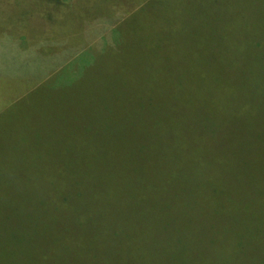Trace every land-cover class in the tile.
Listing matches in <instances>:
<instances>
[{
  "label": "rangeland",
  "instance_id": "374dc122",
  "mask_svg": "<svg viewBox=\"0 0 264 264\" xmlns=\"http://www.w3.org/2000/svg\"><path fill=\"white\" fill-rule=\"evenodd\" d=\"M120 1L124 12L101 18L90 15L85 23L87 0H71L68 10H81L80 17L72 20L60 10L40 14L50 0H0V75L8 74L7 87L17 89L1 90L12 98L10 105L0 109V264L109 263L92 249H103L95 244L96 231L89 227H62L60 218L51 217L46 206L43 209L47 196L41 190L48 188L50 171L62 169L72 159L80 160L83 152L99 155H84L93 160L90 171L106 167L113 177L112 171L121 170V164L113 158L120 144L95 140L82 146L87 135L73 134L74 126L85 124L90 110L73 101L77 85L55 90L48 78L42 82L38 79L55 64L49 56H59L61 60L56 63L65 59L75 64L81 54L89 51L79 46L84 41V37L79 39L80 25L85 32L89 30L85 40L108 38L121 43L122 35L110 29L113 22L126 15L125 19L133 8L141 6L146 8L142 17L144 36L158 39L160 50L155 58L160 62L161 76L166 81L177 79L178 84L170 85L176 90H166L159 82L155 98L147 103L144 100L145 108L156 107V111L149 109L154 117L150 118L149 111L144 112L139 128L144 131L149 119H169L186 110L187 120L199 127L205 123L211 134L204 138V145L196 135L187 140L188 160L182 173L173 161L175 154L169 162L162 161L164 145L158 143L154 134L145 137V146L135 152L132 164L128 209L120 214L125 216L129 239L138 245L113 246L109 264H264V90L255 91L252 86L254 74L264 73V0ZM94 5L99 8L96 1ZM47 14L52 20H46ZM121 22L122 19L117 24ZM54 24L62 28L55 31ZM124 26L129 27L126 21ZM9 34L15 38L7 37ZM50 38L54 40L51 42L67 38L75 45H37ZM164 57H171V62ZM181 58L186 65L180 67L177 62ZM169 69L172 71L166 76ZM68 70L69 66H64L60 72ZM246 79L249 82L243 89L241 84ZM67 117L70 120L65 121ZM134 120L132 114L127 130L137 122ZM94 125L100 127L101 121ZM227 131L240 135L228 136ZM19 136L41 139L63 158L43 155L38 160L22 162L12 152ZM141 136H147L146 131ZM194 157L203 159L213 177L210 181L225 193L221 197L225 207L214 225L226 226L224 221L230 229L214 235L218 246H208L206 232L184 234L182 246H171L165 241L164 236L175 238L180 224L173 221L166 228L170 232L162 230L161 216L157 217V210L153 209L158 190L154 196L144 184L156 180L161 169L173 188L183 177L190 186L195 176ZM114 206L121 209L119 204ZM223 239L228 246H221ZM201 240V244L194 245ZM237 241L240 246H235Z\"/></svg>",
  "mask_w": 264,
  "mask_h": 264
},
{
  "label": "trees",
  "instance_id": "16d2710c",
  "mask_svg": "<svg viewBox=\"0 0 264 264\" xmlns=\"http://www.w3.org/2000/svg\"><path fill=\"white\" fill-rule=\"evenodd\" d=\"M87 1L89 6H86L87 12L84 15V19L87 18V20L85 23L89 21L91 16L101 18L108 13H113L115 16L118 12H124L125 9L120 0ZM95 1L98 3L97 6L99 8H95ZM70 2L71 0H50V6L46 5L43 7L40 14L43 12H58L60 10L67 15L69 20L75 19L77 16L80 17L79 12L81 10H68L67 6ZM129 2L131 4V0ZM145 9V6L133 8L130 13H127L128 16L125 19L123 18L126 15L121 18V25L117 24L121 19L118 21L117 18V21L113 22L114 24L110 29L122 35L121 43L108 40V38L85 40L89 30L85 32L82 29L83 24L80 25L78 27L79 39L84 37V41H81L79 46L89 51L81 54L74 61L75 64L65 61V59L56 63L55 60L58 61L61 58L56 55L49 56L55 64L47 70V73L41 74L38 79L39 82H42L48 78L49 85L55 90L62 86H67L68 88L69 86L77 85V90L72 96L73 101L81 103L90 110L88 121L83 125L74 126L73 134L78 132L87 135L85 144L82 146L89 145L95 140H100L107 144L112 142L113 146L120 144V148L116 150L118 153H115L113 158L119 161L121 170L112 171L113 177L106 171V167L94 172L90 171L88 167L93 163V160H89L90 158L88 157L84 158V155H94V158H99V155L83 152L80 160L72 159V163L65 164L62 169L58 170V168L50 171L48 173V188H42L41 190L47 196L43 209L46 206L51 217L60 218L62 227H67L71 230H74L75 227H89V229L96 231L97 240L95 244L103 246V249H99L98 246H92V249L97 251L109 263L113 246H131L133 243L138 245L137 242L129 239L128 233L125 232V216L120 214L125 213L126 209H128V203L131 198L129 185L130 176L132 175V164L135 152L142 151L145 146V137L150 138L152 136L148 135L154 134L158 143L164 145L166 149L164 153L161 152L162 161L169 162L173 154H175L173 161H175L178 168H180V173H182L185 172L183 166L186 167L188 160L189 147L187 140L191 136L194 137L196 135L201 138L202 145H204L206 143L204 138L210 137L211 134L207 131L205 123L199 127L196 122L187 120L186 116H184L188 113L186 110L178 112L175 114L176 117L169 119H149L147 124H145L144 131L139 128L144 112L147 113L149 109L156 111L154 106L145 108L144 100L147 103V101H152L155 98V91L159 88V82L166 90H176L170 85L178 84L177 79H168L166 81L161 76L160 62L156 61L155 58L160 50L157 44L158 39L153 36L147 39L143 34L145 28L143 25L145 23L142 17ZM42 17L45 18L44 15ZM47 17V21L52 20L49 18L51 17L50 15ZM125 21L129 27L124 26ZM53 27L55 31L62 28V26L60 28L56 27L55 24ZM88 28L90 29V26ZM149 35L151 34L148 33ZM6 36L14 37L12 34ZM51 41L54 40L50 38L49 41L45 40L37 45L42 48L44 46L49 48L52 46L51 44L66 46V48L75 45L73 41L67 38L61 41ZM164 59L169 61V63L172 60L171 57H164ZM177 63L180 67L186 65L183 58L178 60ZM60 66L63 67L61 70L64 69V66H69V70L62 74L61 70L59 71ZM171 71L169 69L166 76ZM7 75H0V109L10 105L11 101L9 100L12 98L11 95H7L1 90L4 88L12 91L17 90L7 87L8 84L5 81ZM182 75H184L183 70ZM253 78V90H264V73L257 72ZM248 82L246 79L241 84L243 89L247 87L246 84ZM244 107L246 110L248 109L247 106ZM149 113L150 118H153L152 112L149 111ZM132 114L135 115V120L132 122H137L132 124L131 128L127 130L131 123ZM68 120H70V117L65 119V121ZM98 120L101 121L100 127L94 125ZM227 130H230V125ZM145 131L147 136H141L144 135ZM236 133L230 134L227 131L228 136ZM29 138V136L17 137V148L12 151L17 154V157L22 162L35 158L38 160L43 155L47 158H63L48 143L38 138L28 140ZM71 140L74 141V139ZM24 153L26 156H23ZM130 155L133 157L130 158ZM148 155L151 156V153H148ZM193 159L195 176L194 179L192 178L193 183L190 186L187 185L188 181L183 177L180 179V183L173 188L169 176L161 169H159V177L156 180H149L148 183L145 182L144 184L154 196L155 189L158 190L159 198L154 203L153 209L157 210V217L161 216L163 222L162 230L170 232L166 228L173 221L180 224L177 227L180 231L175 232V238L169 239L164 236L165 241L171 246H182L181 237L184 234L197 235L206 232L208 246L210 244L211 246H218L213 239L214 235L218 231L230 229V226L224 221L223 223L226 226L214 225V221L218 219V215L222 213L223 207H225L221 201V197L225 193L218 190V185L214 181H210L213 177L209 176L208 165L203 159L197 157ZM214 172L215 170H212L211 174L214 175ZM220 187L222 189L223 185L221 184ZM115 204H119L121 209L118 206H114ZM172 208H175V211H171ZM28 224L30 226L29 221ZM70 234L75 233L70 231ZM201 243L202 240L194 245ZM86 246L91 245L86 244ZM221 246H228V242L223 239ZM235 246H240L239 241L235 243Z\"/></svg>",
  "mask_w": 264,
  "mask_h": 264
}]
</instances>
